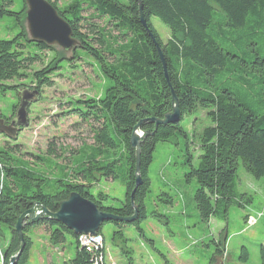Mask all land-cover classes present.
Masks as SVG:
<instances>
[{
    "label": "trees",
    "instance_id": "trees-1",
    "mask_svg": "<svg viewBox=\"0 0 264 264\" xmlns=\"http://www.w3.org/2000/svg\"><path fill=\"white\" fill-rule=\"evenodd\" d=\"M47 1L69 23L79 42L77 47L99 65L111 85L101 99L85 98L77 101L84 104V108L69 111L85 123L97 124L92 144L82 143L76 150V156L80 154L81 159L73 163L72 156L71 162L68 160L73 166L71 174L65 172L63 178H55L51 184L47 171L31 169L4 148L0 149V240L4 237L3 228L9 233L2 251L3 264H8L19 250L20 240L14 226L33 202L55 212L61 200L76 192L102 211L122 217L133 214L130 195L135 185V158L129 136L139 120L162 118L171 111V91L177 99L180 121L158 125L155 130L154 123L149 121L140 126L142 132L152 134L146 135L140 145L141 184L132 197L138 208L137 219L130 223H102L97 233L102 235L103 243L102 226L105 224L114 227L113 240H124L122 229L125 226L140 229L139 223L148 217L145 198L150 191L148 168L155 146L178 134L188 141L181 122L196 108L206 110L212 123L202 129L198 137L197 165H192V155L188 154L186 159L189 170L185 177L197 183L193 200L201 221L208 223L212 217L226 221L230 206L248 205L252 198L236 190L235 179L239 163L255 178L264 175V0H139L144 25L139 19L136 0H126L127 5L117 0H70L62 9L57 7L60 0ZM12 4V0H0V19L15 16L19 23L25 17V8L14 12L8 9ZM217 14L222 15L218 20ZM151 17L167 26L170 36L166 42H162L152 26ZM94 20L99 22H91ZM84 25L89 28L88 33L81 31ZM112 30L117 33L112 35ZM149 34L161 49L167 79ZM233 34L237 35V40L232 39ZM29 46L39 51L52 49V46L30 40L23 29L12 38L0 39V82L25 78V72L34 63L43 62L40 54L28 51ZM77 47L71 51V58L55 56L47 65L34 70L32 89L40 95L43 87H51L53 73L60 62L78 58ZM246 77H253L260 85L261 97L254 96L250 101L239 91V86L234 89L230 84V81L246 83ZM244 83L243 87H249L250 84ZM6 87L17 93L22 85ZM46 154L57 158L52 141L47 145ZM34 157L51 171L50 158L44 161L45 157ZM121 160L125 167L117 171L115 167ZM97 177L121 182L125 194L117 207L104 205L103 192H91ZM34 227H42L52 245H62L67 235L73 238L74 254L63 264H92L91 254L79 248L77 235L45 217L24 221L25 244L15 264H26L32 243L27 232ZM100 253L104 256V244ZM221 256L222 250L216 243L209 264H215ZM246 258L247 250L242 248L240 259ZM259 259L260 264H264L263 245L259 246ZM128 264H132L131 258ZM163 264L171 263L164 259Z\"/></svg>",
    "mask_w": 264,
    "mask_h": 264
},
{
    "label": "rangeland",
    "instance_id": "rangeland-1",
    "mask_svg": "<svg viewBox=\"0 0 264 264\" xmlns=\"http://www.w3.org/2000/svg\"><path fill=\"white\" fill-rule=\"evenodd\" d=\"M12 1L9 10H26L25 0ZM117 1L121 5H127L126 0ZM69 2L70 0H60L57 7L62 9ZM215 10L219 12L216 7ZM82 15L86 16V12ZM221 16L217 14L215 17L218 20ZM91 22L98 23L99 20ZM150 22L162 42H166L170 36L167 26L156 17H151ZM22 29L28 37L24 17L19 23L15 16H3L0 19V39L12 38ZM81 31L88 33L89 28L84 25ZM111 33L115 35L117 32L112 30ZM232 39L237 40V35L233 34ZM224 47L227 48V45ZM28 51L40 54L43 62L34 63L30 70L25 72V78L0 82L2 117L10 116L18 105L16 90L5 86L22 85L31 87L28 89L32 91L34 70L47 65L55 56H72L71 51L64 52L57 45L44 51L29 46ZM77 51L78 58L60 62L58 70L54 71L52 76L53 85L43 87L39 99L29 105L28 125L21 128L17 137L10 139L0 134V149L4 148L12 156L27 163V167L31 169L38 172L42 169L47 171L46 177L51 184L53 179L63 178L65 172L71 174L72 156L73 163L81 159L80 154L76 156V150L82 143L92 144L93 130L97 127L95 122L85 123L76 113L69 111L84 108V104L77 101L85 98L101 99L106 88L111 85L101 73L99 65L79 47ZM244 80L246 83L230 81V84L232 87L239 86V91L250 101L254 96L261 97V87L255 79L246 77ZM243 83L250 85L245 88ZM258 110L257 112H261ZM181 125L188 141L178 134L177 137L167 142H158L155 146L153 160L148 168L150 191L145 198L148 217L139 223L140 229L125 226L122 229L124 240H113L114 227L111 224L102 226L105 264H128L130 258L132 264H163L164 259L171 264H209L216 243L223 253L221 264H260L259 246H264V175L255 178L239 163L236 169V190L250 195L251 202L243 208L230 206L226 221L220 217H212L208 223L202 222L193 200L197 183L194 179L188 181L185 177L189 170L186 159L188 154L192 155V165H197L200 153L198 137L201 130L212 123L206 110L196 108L184 116ZM112 133L114 137L115 133ZM50 141L54 144L56 159L46 154ZM35 155L45 157L44 161L50 158L51 171H48L46 166L42 167V162L39 164ZM120 163L115 167L117 171L125 167L123 160ZM97 178L91 192H103L106 195L104 205L117 207L119 200H124L125 194L121 182L104 177ZM249 217L254 218L250 224L247 223ZM3 235L0 240V264H3L2 251L9 240V233L5 228ZM27 236L32 243L26 264H63L74 254L75 246L71 236L67 235L62 245H52L42 227L31 228ZM242 248L247 250L246 260L240 259Z\"/></svg>",
    "mask_w": 264,
    "mask_h": 264
},
{
    "label": "water",
    "instance_id": "water-1",
    "mask_svg": "<svg viewBox=\"0 0 264 264\" xmlns=\"http://www.w3.org/2000/svg\"><path fill=\"white\" fill-rule=\"evenodd\" d=\"M138 12L140 22L144 25L142 6L139 0ZM25 25L30 40L35 42H42L48 46L57 45L64 51H72L77 45L78 41L73 36V31L69 23L59 15L57 9L51 5L47 0H25ZM159 59L163 65L164 76L167 79L165 62L160 47L156 40L149 34ZM172 103L171 111L164 114L162 118L147 117L139 120L133 127L129 136V145L134 150L135 158V185L130 195V202L133 208V214L130 216L122 217L111 212L100 210L97 205L76 192H71L69 195L58 203V208L55 212L49 211L39 202H33L32 207L25 210L17 218L14 230L20 240V247L18 252L11 256L8 264H15L24 248V239L22 226L25 220L35 221L42 217L52 221L63 224L68 230L72 231L74 235L79 234H95L102 223L107 221L117 222H133L137 219L138 208L133 203V193L136 188L141 184V177L139 174L140 165V145L146 135L152 132H142L140 130L141 123L149 121L154 123V130L158 125L168 123H178L181 119L180 110L178 107L177 99L171 91ZM18 105L15 109V116L9 124L4 123V119L0 118V134L15 139L19 128L28 125L27 122V109L29 105L39 99V93L36 89L29 91L25 86L17 89ZM153 130V131H154ZM222 256L215 264H221Z\"/></svg>",
    "mask_w": 264,
    "mask_h": 264
},
{
    "label": "built area",
    "instance_id": "built-area-1",
    "mask_svg": "<svg viewBox=\"0 0 264 264\" xmlns=\"http://www.w3.org/2000/svg\"><path fill=\"white\" fill-rule=\"evenodd\" d=\"M254 218L249 217L247 223ZM77 243L79 248L85 249L91 254L92 264H105V254L104 256L100 253V249L103 246V237L99 233L95 234H79L77 235Z\"/></svg>",
    "mask_w": 264,
    "mask_h": 264
},
{
    "label": "flooded vegetation",
    "instance_id": "flooded-vegetation-1",
    "mask_svg": "<svg viewBox=\"0 0 264 264\" xmlns=\"http://www.w3.org/2000/svg\"><path fill=\"white\" fill-rule=\"evenodd\" d=\"M15 112V111H14ZM12 113V115H10V116H8V117H0V118H3L4 119V123L5 124H9L10 122H11V120L14 118V116H15V113ZM21 130V128H19V130L18 131H20ZM4 136V135H3Z\"/></svg>",
    "mask_w": 264,
    "mask_h": 264
}]
</instances>
